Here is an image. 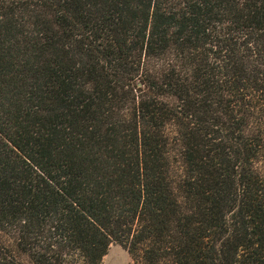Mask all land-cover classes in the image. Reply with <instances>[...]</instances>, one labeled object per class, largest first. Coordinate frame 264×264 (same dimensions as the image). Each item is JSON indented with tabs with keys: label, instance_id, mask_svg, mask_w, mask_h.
I'll return each instance as SVG.
<instances>
[{
	"label": "trees",
	"instance_id": "trees-1",
	"mask_svg": "<svg viewBox=\"0 0 264 264\" xmlns=\"http://www.w3.org/2000/svg\"><path fill=\"white\" fill-rule=\"evenodd\" d=\"M264 264V0H0V264Z\"/></svg>",
	"mask_w": 264,
	"mask_h": 264
},
{
	"label": "rangeland",
	"instance_id": "rangeland-1",
	"mask_svg": "<svg viewBox=\"0 0 264 264\" xmlns=\"http://www.w3.org/2000/svg\"><path fill=\"white\" fill-rule=\"evenodd\" d=\"M102 264H134V261L127 249L118 243H112Z\"/></svg>",
	"mask_w": 264,
	"mask_h": 264
}]
</instances>
